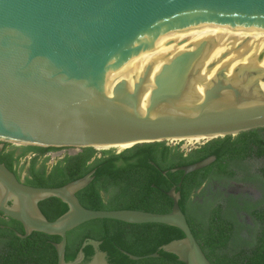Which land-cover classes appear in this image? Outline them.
<instances>
[{
  "label": "water",
  "instance_id": "95a60500",
  "mask_svg": "<svg viewBox=\"0 0 264 264\" xmlns=\"http://www.w3.org/2000/svg\"><path fill=\"white\" fill-rule=\"evenodd\" d=\"M257 31H264V0H0V151L4 144L128 149L264 128L262 54L212 74L238 51L234 44ZM214 161L171 172L187 175ZM93 174L59 188H34L0 163V215L21 225L24 234L14 232L19 239L33 232L58 237L51 243L57 264H81L87 246L93 249L87 264H109L101 242L91 239L72 262L64 260L66 234L93 220L174 227L184 237L159 250L182 264H210L179 208L176 187L166 193L167 214L93 211L76 197ZM52 198L67 211L48 221L38 204ZM122 253L132 261L159 257Z\"/></svg>",
  "mask_w": 264,
  "mask_h": 264
},
{
  "label": "trees",
  "instance_id": "16d2710c",
  "mask_svg": "<svg viewBox=\"0 0 264 264\" xmlns=\"http://www.w3.org/2000/svg\"><path fill=\"white\" fill-rule=\"evenodd\" d=\"M61 150L65 149L4 144L0 163L17 180L25 172L24 184L34 188H59L94 171L91 183L76 193L79 203L93 211L167 214L172 201L166 193L176 187L179 208L210 264H264V128L212 139L187 152L166 142L139 144L120 153L83 148L48 167L47 154ZM28 155L32 158L26 164ZM208 157L215 161L201 170L187 175L171 172ZM251 161L261 165L253 169L248 163ZM222 182L258 185L261 198L211 188V184ZM38 206L48 221L67 211V206L54 198ZM244 217L250 219V225ZM14 232L24 234L22 227L0 215V264H57L51 243H58V237L33 232L19 239ZM183 237L178 229L162 224L93 220L66 234L64 260L72 262L84 240L91 239L101 242L99 250L106 253L109 264H182L159 248ZM122 252L137 257L157 253L159 257L132 261ZM83 253L81 264H87L93 249L87 246Z\"/></svg>",
  "mask_w": 264,
  "mask_h": 264
},
{
  "label": "rangeland",
  "instance_id": "374dc122",
  "mask_svg": "<svg viewBox=\"0 0 264 264\" xmlns=\"http://www.w3.org/2000/svg\"><path fill=\"white\" fill-rule=\"evenodd\" d=\"M250 38H245L244 40H242L240 43H236V45L234 44L232 49L233 50H238L236 53H233L234 55L239 54V56L237 57H243L245 55H250L251 58H253L254 56H256V52H255V47L254 46H249L248 48L245 49V45L247 47V45L249 44ZM254 47V48H253ZM261 52V51H259ZM258 52V54H259ZM237 59V58H236ZM206 141L205 140H200V141H167L166 144L168 146L171 147H176L178 146L179 149L181 151L187 152L188 150L194 149L202 144H204ZM115 153L120 152L121 150H123L122 148H115L113 149ZM79 150L78 149H65V150H61V151H55V152H50L47 154V156L49 157V162L47 163L48 167L53 166L58 160H60L61 158H63V156L65 155H73L76 154ZM27 160V159H26ZM23 163V161L21 162ZM250 167L253 169L258 168L261 165L260 161H251L248 162ZM27 164V163H26ZM25 177V172H23L21 174V180H23ZM211 188H213V190H220L222 193L224 194H231L234 196H238V195H246L254 200H259L261 198V191L258 188V185H250V184H240V183H235V182H222V183H214L211 184ZM244 221L246 224H251L250 219L248 217H244Z\"/></svg>",
  "mask_w": 264,
  "mask_h": 264
},
{
  "label": "bare ground",
  "instance_id": "6f19581e",
  "mask_svg": "<svg viewBox=\"0 0 264 264\" xmlns=\"http://www.w3.org/2000/svg\"><path fill=\"white\" fill-rule=\"evenodd\" d=\"M245 38H250V40L248 42L249 44L247 45V47L245 45V49L248 48L249 46L256 45V47H255V52L257 54L256 56H258L259 54H262L263 57H262L261 61L259 62V65L263 66L264 65V31H257L253 34L246 35L245 37L242 38V40H244ZM241 41H239L238 43H240ZM259 51H261V52H259ZM258 52H259V54H258ZM239 54H240V52L236 55L231 54L225 60H223L221 63H218L217 66H215L212 69V74H215V72H217L222 67V65H229L230 64L228 72H231V70L235 66H237L238 64H244V63H247V62L252 60L251 56L248 54L241 57V58L237 57V56H239ZM256 56H254L253 58H255ZM261 88L264 90V83L261 84ZM200 140H204V139L190 138V139H187L185 141H200ZM119 148L124 149L125 146L119 147Z\"/></svg>",
  "mask_w": 264,
  "mask_h": 264
},
{
  "label": "flooded vegetation",
  "instance_id": "af4514ba",
  "mask_svg": "<svg viewBox=\"0 0 264 264\" xmlns=\"http://www.w3.org/2000/svg\"><path fill=\"white\" fill-rule=\"evenodd\" d=\"M188 151H190V150H188ZM31 158L32 157L30 155L26 156V159L27 160L25 159L24 162L27 161L26 163L28 164V162H29L28 160H31ZM41 161H42V159H41ZM41 161L39 162V164H41ZM19 181H21L22 183H25V179L21 180V178H20ZM5 221L10 222V223H13L14 225H19L21 227V225L19 223L15 222V221H12V220H9V219H5Z\"/></svg>",
  "mask_w": 264,
  "mask_h": 264
}]
</instances>
